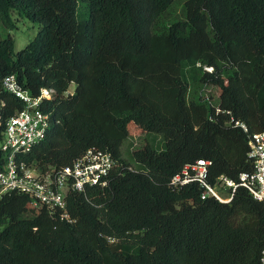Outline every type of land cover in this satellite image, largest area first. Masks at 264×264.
I'll return each mask as SVG.
<instances>
[{"label": "trees", "instance_id": "obj_1", "mask_svg": "<svg viewBox=\"0 0 264 264\" xmlns=\"http://www.w3.org/2000/svg\"><path fill=\"white\" fill-rule=\"evenodd\" d=\"M174 1L0 0V137L25 105L3 83L15 73L33 95L56 89L41 105L59 121L28 162L63 166L91 146L121 161L109 185L69 192L74 221L26 194L2 197L0 264H261L264 200L245 186L228 202L202 198L198 182L170 181L198 158L212 161V184L253 168L236 121L264 130V0H186V18L156 31ZM19 17L39 29L16 49Z\"/></svg>", "mask_w": 264, "mask_h": 264}, {"label": "built area", "instance_id": "obj_2", "mask_svg": "<svg viewBox=\"0 0 264 264\" xmlns=\"http://www.w3.org/2000/svg\"><path fill=\"white\" fill-rule=\"evenodd\" d=\"M207 68L212 70V66ZM3 83L25 105L7 120L3 136L0 137V199L12 192L23 193L37 207H45L51 213H58L61 218L74 221L67 204L69 192L86 191L92 185H109L113 173L117 170L120 172V159L110 150L91 146L72 163L63 166L48 165L43 168L28 162L26 154L46 138L52 123L59 121L41 105L45 98L55 96L56 89L43 87L40 94L33 95L22 86L15 73L6 75ZM236 123L248 132V156L253 163L251 170L241 171L238 179L222 173L212 184L208 180L212 161L198 158L174 174L171 185L180 188L185 183L196 181L203 188L202 198L214 195L225 202L232 200L238 186H245L255 198L264 200V130L250 131L246 122L237 120ZM261 264H264V247Z\"/></svg>", "mask_w": 264, "mask_h": 264}, {"label": "rangeland", "instance_id": "obj_3", "mask_svg": "<svg viewBox=\"0 0 264 264\" xmlns=\"http://www.w3.org/2000/svg\"><path fill=\"white\" fill-rule=\"evenodd\" d=\"M186 0H175L173 4L157 19L154 28L156 31L167 30L169 24L178 19L186 18L185 9ZM39 26L25 17H19L15 28L11 29L12 35L16 39V49L24 46L38 32ZM75 89V82H72L69 91ZM202 95L207 98L213 105H219L221 89L218 85L207 83L201 89ZM146 133H136L128 136L121 146L122 154L127 157L131 152L139 148L146 142ZM156 141L162 144L163 137L161 134L156 135ZM224 194L227 191L222 190Z\"/></svg>", "mask_w": 264, "mask_h": 264}]
</instances>
